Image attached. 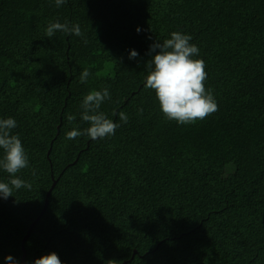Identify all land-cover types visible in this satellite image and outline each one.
<instances>
[{
	"label": "trees",
	"instance_id": "trees-1",
	"mask_svg": "<svg viewBox=\"0 0 264 264\" xmlns=\"http://www.w3.org/2000/svg\"><path fill=\"white\" fill-rule=\"evenodd\" d=\"M54 21L84 36L48 38ZM173 31L199 48L218 105L192 124L166 119L144 87L150 45ZM104 88L115 134L66 139L89 126L83 97ZM8 117L31 189L0 198V264L49 252L62 264H264V0H0Z\"/></svg>",
	"mask_w": 264,
	"mask_h": 264
},
{
	"label": "clouds",
	"instance_id": "clouds-1",
	"mask_svg": "<svg viewBox=\"0 0 264 264\" xmlns=\"http://www.w3.org/2000/svg\"><path fill=\"white\" fill-rule=\"evenodd\" d=\"M67 3V0H55L57 7ZM137 31H140L137 28ZM56 32L83 37L84 33L79 24H70L68 21L50 22L46 28L45 36L52 38ZM191 35L179 31L170 33V37L162 42L155 41L149 47L151 58L146 66L149 69L145 77L144 87L154 91L159 108L164 117L179 124H192L203 120L218 110V105L212 90L205 88L207 73L203 59L198 56L199 48L190 43ZM87 39L83 40L87 44ZM138 53L130 50L129 58H135ZM91 72L85 68L80 75V82L87 83ZM108 88L100 91H89L81 102V120L88 123V127L80 130L73 128L66 133V139L73 140L86 135L92 140L104 139L115 134L120 124L110 119L103 111L101 105L110 99ZM143 113V109H138ZM117 115V113H113ZM120 121L127 123L129 117L119 112ZM67 120L72 122L75 116L69 114ZM17 127L14 118L0 119V169L9 174L7 182L0 181V198L7 199L13 196L14 190L21 188L31 189V183L17 176L22 169L29 166L28 156L18 134L12 130ZM35 175V170H33ZM6 264H20L11 255L5 257ZM31 264H62L55 252H49L36 258Z\"/></svg>",
	"mask_w": 264,
	"mask_h": 264
},
{
	"label": "water",
	"instance_id": "water-1",
	"mask_svg": "<svg viewBox=\"0 0 264 264\" xmlns=\"http://www.w3.org/2000/svg\"><path fill=\"white\" fill-rule=\"evenodd\" d=\"M50 190H51V188L48 190V192H47V194H46V198H45V201H44V205H43V208H42V210H41V212H40V215L43 213V211L46 209V206H47V197H48V195H49V193H50ZM38 218H39V216H38ZM37 218V219H38ZM33 226V224L31 225V227ZM29 233H30V230H28L27 231V234L24 236V239L29 235ZM23 239V240H24ZM24 256H25V253H23V256H22V261L24 262ZM24 264H26L25 262H24Z\"/></svg>",
	"mask_w": 264,
	"mask_h": 264
}]
</instances>
